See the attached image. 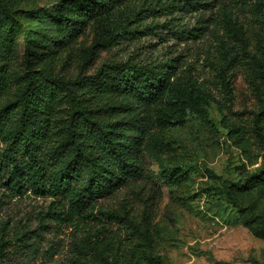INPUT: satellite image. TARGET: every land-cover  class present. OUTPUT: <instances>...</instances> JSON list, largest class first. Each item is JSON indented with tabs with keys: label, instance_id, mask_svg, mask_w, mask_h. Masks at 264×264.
<instances>
[{
	"label": "rangeland",
	"instance_id": "rangeland-1",
	"mask_svg": "<svg viewBox=\"0 0 264 264\" xmlns=\"http://www.w3.org/2000/svg\"><path fill=\"white\" fill-rule=\"evenodd\" d=\"M6 1L15 16L28 23L33 14L56 16L59 5L68 0ZM141 3L126 0L112 13L91 18L84 29L70 33L47 18L45 36L34 38L30 47L37 58L34 71L75 75L92 42L123 31ZM180 18L175 23L185 24L195 35L179 44L194 83L193 96L187 91L184 103L166 99L160 107L138 108L150 121L136 155L145 170L143 177L99 200L93 217L54 215L49 208L57 207V201L30 192L13 198L0 195V223L8 226L0 237L9 240L5 249L11 252V264H102L97 253L112 259L115 249L128 251L134 236L129 222L145 231L150 264H264V191L241 188L262 162V153L252 145L258 164L248 165L240 147L242 134L251 137L246 110L254 102L245 61L233 57L235 33L216 35L207 24L197 23L196 16ZM164 22L147 18L129 29L142 31L148 24ZM14 34L11 75L18 85L10 97L16 99L24 77L25 43L21 33ZM137 37L117 41L101 51L96 62H140L152 52L157 58L165 52L155 37ZM159 160L175 167L171 177L163 176ZM228 192L236 205L228 201ZM109 213L124 216L127 222L118 223L108 218ZM25 243H33L35 253H26Z\"/></svg>",
	"mask_w": 264,
	"mask_h": 264
},
{
	"label": "trees",
	"instance_id": "trees-1",
	"mask_svg": "<svg viewBox=\"0 0 264 264\" xmlns=\"http://www.w3.org/2000/svg\"><path fill=\"white\" fill-rule=\"evenodd\" d=\"M125 1L68 0L59 5L56 16L33 14L27 23L15 16L6 0H0V190L4 192L0 195L13 198L30 192L57 201V207L49 208L54 215L93 217L99 200L142 178L145 170L136 155L150 121L138 108L160 107L166 99L184 103L187 91L188 97L193 96L194 83L179 44L195 35L185 24L175 23L179 17L191 16L207 24L210 33H235L233 57L245 61L242 65L254 99L246 110L251 137L241 136L242 156L254 166L258 158L253 157L252 145L262 153V162L241 188L264 191V0H142L123 31L92 42L75 75L34 71L32 63L37 58L30 47L34 38L45 36L47 18H54L62 32H76L91 18L110 14ZM143 17L165 22L146 25L142 30L146 33L129 29ZM17 32L24 38L25 65L20 94L13 99L11 91L18 85L11 75ZM141 35L155 37L165 52L159 58L152 52L140 62H96L100 52L117 41L137 40ZM171 40L178 44H168ZM159 166L166 178L175 171L165 160H159ZM227 198L236 205L230 192ZM108 218L127 222L119 214L109 213ZM129 225L134 236L128 251L117 248L110 253L112 259L97 253L102 264H150L145 231L138 224ZM7 228L0 223L2 234ZM261 231L264 234L263 223ZM16 233L13 237L19 241ZM2 234L0 264H11V252L5 249L9 240ZM23 248L26 253L36 251L33 243Z\"/></svg>",
	"mask_w": 264,
	"mask_h": 264
}]
</instances>
